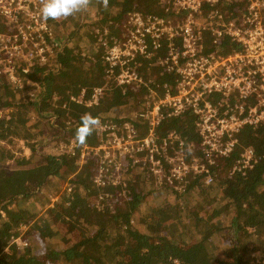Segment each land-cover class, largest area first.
<instances>
[{
    "label": "trees",
    "instance_id": "16d2710c",
    "mask_svg": "<svg viewBox=\"0 0 264 264\" xmlns=\"http://www.w3.org/2000/svg\"><path fill=\"white\" fill-rule=\"evenodd\" d=\"M94 4L101 15L91 17L87 9L71 16L69 21L63 18L64 29L59 23L56 32L57 39L62 40L60 43L55 41L58 44L55 53L48 63L36 64L26 74L28 79L44 86L42 100L35 102L37 117L32 119L27 115L32 104L28 101L16 105L9 118L0 119L1 141L10 142L15 137L37 140L32 154L18 158L19 167L12 170L2 166L1 162L13 155L0 147V264H264V125L244 129L232 156L207 165L214 177L211 184H205L204 174H191L186 183H181L183 188L180 189L166 183L156 185V180L148 175L147 166H139L138 178L142 185L127 178L116 185L98 186L94 182L100 163L98 157L90 158L81 167L79 155L58 154L54 149L42 152L36 147L44 140L56 147L62 140L61 135L66 137L70 132L75 136L83 114L91 113L99 120H105L115 106L126 102L124 99L130 92L123 94L117 88L110 103L94 111L71 100L66 91L73 89L75 93L79 85L88 87L90 83L107 84L102 43L105 28L119 27L115 25L123 23L126 16L135 11L164 13L160 0H109L107 8L100 0L94 3L92 0L91 5ZM236 5L230 4V11ZM64 30L68 32L65 44L60 48L63 42L60 34ZM74 36L75 48L70 46ZM223 42L227 44V41ZM142 60L145 66L148 61ZM156 62L154 60L153 65H157ZM172 77L168 75V78ZM161 81L166 80L161 76ZM142 93L134 96L137 102ZM186 117L191 118V122L195 120L192 113L175 120L168 118L160 127V133L175 128L181 131L182 128L188 143L200 141L193 128L184 129V124L179 123L186 121ZM52 130L57 132L47 134ZM99 143L95 130L84 145ZM83 146H77L78 152ZM248 147L254 149L257 161L252 168L233 170L241 152ZM39 160L41 166L27 167ZM43 166L45 171L41 170ZM64 167L63 180L74 176L70 179L73 196L63 198L70 203L66 210L78 222L75 231L80 234L69 238L67 246L53 247L48 237L54 225L51 219L39 218L31 229L44 243L42 251L36 252L32 244L21 249L16 243L10 251L6 250L11 237L22 234L20 226H30L36 216L28 201L40 196L38 187L48 184L50 177L59 176ZM133 167L126 172L127 177ZM167 191L174 194V201L159 199V194ZM149 199L152 202H148ZM50 200V196L43 195L38 204L43 208ZM110 200L113 208L108 207ZM58 206L62 207V204L58 203ZM57 207L53 210L56 217H61L62 212ZM68 223L72 225L73 221ZM33 232L26 230L24 238H35ZM69 233L66 231L64 235L69 236ZM253 252H256L255 256Z\"/></svg>",
    "mask_w": 264,
    "mask_h": 264
},
{
    "label": "built area",
    "instance_id": "2783aa9c",
    "mask_svg": "<svg viewBox=\"0 0 264 264\" xmlns=\"http://www.w3.org/2000/svg\"><path fill=\"white\" fill-rule=\"evenodd\" d=\"M167 3L162 14H128L118 36L105 28L107 84L81 86L71 95V100L92 108L110 92L116 94L117 88L123 94L143 91L132 112L100 120L98 145L81 149V155L84 151V156L100 159L98 186L120 183L117 176L123 174L119 170L126 161L147 166L149 177L158 185L177 188L191 172L204 174V182L211 184L214 177L208 163L232 156L237 135L244 129L264 125V0ZM232 3L237 5L230 11ZM40 8V0H0V78H8L17 89L24 87L21 74L27 77L34 65L48 63L55 53L56 21H45ZM223 41L232 53L205 51L208 45ZM163 50L167 55L153 65ZM143 58L148 61L145 66ZM159 65L167 75L165 82L154 73ZM31 95L36 99L39 94L35 90ZM187 113L196 117L199 159L190 156L182 131L175 128L160 133L166 119ZM74 145L77 148L76 140ZM256 161L249 147L234 170L252 168ZM18 238L12 236L9 243H17Z\"/></svg>",
    "mask_w": 264,
    "mask_h": 264
},
{
    "label": "rangeland",
    "instance_id": "374dc122",
    "mask_svg": "<svg viewBox=\"0 0 264 264\" xmlns=\"http://www.w3.org/2000/svg\"><path fill=\"white\" fill-rule=\"evenodd\" d=\"M160 1H161V4H163L165 6L169 5V3H167L168 0H160ZM94 2H95V0H93V3ZM87 12H88V15L91 16V17L101 15V14H99L100 13L99 9L95 10V4L94 5H90ZM110 15H111V13H110ZM70 17H67L68 21H69ZM68 21H67V24L69 25ZM206 21H207L206 19L202 20V22H206ZM59 23H60V25H62L61 27H63V29H64L63 19H61L59 21L54 22V24H55L54 25L55 32L58 31L57 27H58ZM121 25H122V23L121 24L118 23L115 26H119V27L114 28V29H109V28H106V29H108L109 31H112L113 35L118 36L119 35L118 32L120 31ZM66 27H67V25H66ZM67 32L68 31L64 30V33L60 34V35H63L62 36L63 37V42H61L62 45H61L60 48H63V46L65 44L64 43V39L66 40ZM56 36H57V34H56ZM207 37L208 36H206V39H207ZM55 40H56V42L57 41L59 42L62 39L58 38V39H55ZM77 43H78V41H76V44ZM70 46L75 48V36L72 37V39L70 41ZM223 48H228L230 50L229 51L230 53L233 52L232 47H229L224 42H221L220 45L208 46L205 49V51L206 52H217V51H219L220 53H223ZM95 51L98 52V50H96V49H95ZM229 52L224 51L225 54H227ZM166 55H167V51H164V52L160 51L159 55L155 56L156 58L154 60H157L158 57H163V56H166ZM156 72L159 75V77L167 76L166 73L163 72V68H162L161 65H159L158 68H155V72L154 73L156 74ZM20 77L22 79L21 82H22V84L24 86L21 89H17V87H14V85L11 82L8 81V78L7 79L5 77L4 78H0V119L3 118V117L9 118L10 115H11V112L15 109L14 107L16 105H18L20 103H24V102L27 103L28 101L31 102L32 104L28 107L27 115L29 117H32V119L37 117V114H38L37 110H36L37 109V104L35 102H37L39 100L40 101L42 100L41 96H43L44 86L41 85V83H39V82L31 80L30 78L28 79L26 76H23L22 74L20 75ZM94 86H98V85L95 84V83H92V84L90 83L88 85V88L94 87ZM80 87H81V85H79L78 91H79ZM35 90L39 94L38 97L36 99L33 98V97L30 98L32 96L31 93L35 92ZM72 90L66 91V94L69 93L68 95H70L69 96L70 99H71V95L77 94V92L73 93ZM135 95H136V93L135 94L134 93H129L128 97L126 99H124L126 102L122 103V104H120L118 106H115L114 109L112 110V112H110V114H109V116H108V118L106 120L115 119L116 115H121L122 116V115H125L127 113L132 112L133 109L135 108L134 104L135 105L137 104L136 98L134 97ZM112 96H114V94H112L110 92V95H106L102 99V102L100 103V105H98L97 107H92L90 109H92L94 111H97L103 105L108 104V102L110 103V101H111L110 98ZM6 103H8V104H6ZM183 117H185V116H183ZM183 117H180V118H183ZM172 118H173V120H175L176 117H171L169 119L171 120ZM190 119L191 118L188 119L186 117V121H183V122L180 121L179 123H182V124L185 125V126L184 125L182 126L184 129L185 128H193L194 133L197 135V137H199V134H198V132L196 130V117L194 118L195 120H192V122H191ZM181 131L183 132L182 128H181ZM56 132L57 131L52 130L50 132L48 131L47 134H52V133H56ZM239 134L237 135V138H238ZM63 137H64V135L60 136V139H62V140L59 142V145H57L58 147L57 146L53 147V145H50L49 142L46 141V140L42 141L36 147L39 150L41 149L42 152H46V151H50V149H54L58 154H64V155H69V156H78L79 155L80 158L78 160V164L81 167L83 166V164H85V162L87 160H89L90 158H93V157L95 158L96 157V156L87 155V154H85V156H84V151H83V154L81 155L80 153H82V151L78 152L79 148L78 149L75 148V145L73 147H71L73 142H75V139H74L75 136L73 134H70V132H67V136L64 137V139H63ZM36 141L37 140H34V139L27 140V139H19V138H16V137L14 139L11 138L10 142L8 140H4V141L0 140V147L8 149L10 151V153L13 155L12 158H7V159L3 160L1 162V165L4 166L5 168H8L9 170H12V169H15V168L19 167L18 158L29 157L32 154V147H33V145H34V143ZM188 145L190 146V153H191L190 156L192 158L195 157L197 159L201 158V156H200V151H201L200 141L197 140L195 142H190ZM245 150L241 152L239 159L236 161L237 166L240 164L239 161L244 156ZM145 155L146 154L143 153L142 157L145 158L146 157ZM41 164L42 163L39 160L38 162H35L33 165L27 166V167H30V168H32L33 166L39 167V166H41ZM129 164H130V161H126L123 165H121L119 173L122 172L123 174L122 175L120 174L119 176H117V179H120V182H122L124 179H127V178H128V181H129V179H131V181L133 179V181L135 180V183L137 185L139 183L142 185L141 180L139 182L140 178H138L139 173L141 172V168H139V166L136 167V165H133V164L129 165ZM208 164H210V163H208ZM235 164H234V166H235ZM131 166H134V167L128 172V177H127L126 176V172L128 171V169ZM100 167H101V163L98 164L97 171H99ZM41 170L45 171L46 167H44V166L41 167ZM65 170H66V167L62 168L60 170V172H59V174H60L59 176L50 177L48 184L45 185L43 183L41 186H39L38 189L41 190L40 191L41 192L40 196H37V198L36 197L31 198L28 201L31 204L30 207L33 208V212L36 213V216L31 221L30 226L27 227L25 224L20 226V228H21V230L23 232H22L21 235H19V238H18V241H17L16 244L21 249L27 247V245H25V242H27L30 245L32 244L33 249L36 252L42 251L44 249V246H45L44 243L41 242V240L36 237L37 233H34L32 231L33 229H31L32 226L34 225L35 221L37 219H39V218L51 219L53 225L55 226V227L53 226V228H52V234L48 237V242H50V244L53 247L54 246L58 247V245H59V247L61 245L67 246L69 244V241L71 240L69 238H76V236H78L80 234L79 231L78 232L75 231L76 230L75 227H77V229H78V222L76 221L75 217L71 216V213H68V210H66V208L70 206V203L67 201L66 198L65 199L63 198V196H66L67 198L68 197L70 198V197L73 196V189H72L73 188V184L71 183L70 179L74 175H72L69 178L63 180L62 179V173H64ZM112 173L113 172L109 173V175H112ZM191 174L201 175L202 173L191 172V173H189V174H187L185 176L186 177L185 181H183L181 183H186L188 176H190ZM98 175L99 174L97 172V175L94 178L96 179L98 177ZM95 179H94V182H95ZM108 180H110V179H108ZM61 182H63V183L61 184ZM181 183L176 184L178 189L183 188ZM59 184H61V185H59ZM155 184L158 185L157 183H155ZM140 188H142V190H143V187L140 186ZM43 195L50 196L51 200H50V203L46 207L41 208L40 204H38V202L42 201ZM159 195H160L159 199L167 198V200H169V201H174V194L168 193V191H167V193L164 192V193H160ZM97 199H101V198H97ZM148 202H152L151 199H149ZM58 203L62 204V207L61 206L57 207ZM107 204H108L109 208H113L114 207L112 200L108 201ZM56 207L58 208L57 210H59L60 213L62 212L61 217H56L57 213H56V211L53 210ZM3 217H5V215H3ZM5 219H6V217L4 218V220ZM69 220L73 221L72 225H70L68 223ZM26 230H28L29 233L33 232V235H34L35 238H32L30 240L25 239L23 234L26 232ZM66 231H70L69 236L68 235H64V233ZM12 245H13V243H9V245L6 248V250L10 251L13 248V247H11ZM252 255L255 256L256 252H253Z\"/></svg>",
    "mask_w": 264,
    "mask_h": 264
},
{
    "label": "clouds",
    "instance_id": "9594fccd",
    "mask_svg": "<svg viewBox=\"0 0 264 264\" xmlns=\"http://www.w3.org/2000/svg\"><path fill=\"white\" fill-rule=\"evenodd\" d=\"M100 2L103 7H108L109 0H100ZM40 3V14L45 21L49 19L59 21L86 11L92 0H40ZM100 124L101 121L91 113L83 114L74 139L79 145L83 146L87 142V138L99 128Z\"/></svg>",
    "mask_w": 264,
    "mask_h": 264
},
{
    "label": "crops",
    "instance_id": "0c3cea01",
    "mask_svg": "<svg viewBox=\"0 0 264 264\" xmlns=\"http://www.w3.org/2000/svg\"><path fill=\"white\" fill-rule=\"evenodd\" d=\"M209 46V45H208ZM77 146H78V143H77ZM79 147H80V145H79ZM79 147H77V148H79Z\"/></svg>",
    "mask_w": 264,
    "mask_h": 264
}]
</instances>
